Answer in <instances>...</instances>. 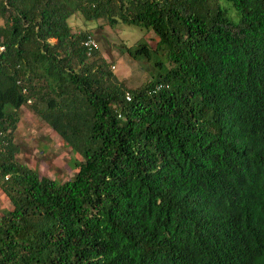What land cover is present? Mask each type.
<instances>
[{
    "label": "trees",
    "instance_id": "16d2710c",
    "mask_svg": "<svg viewBox=\"0 0 264 264\" xmlns=\"http://www.w3.org/2000/svg\"><path fill=\"white\" fill-rule=\"evenodd\" d=\"M78 12L151 30L125 48L149 79L118 81ZM0 44V264H264V0H0ZM24 104L73 176L13 158Z\"/></svg>",
    "mask_w": 264,
    "mask_h": 264
},
{
    "label": "rangeland",
    "instance_id": "374dc122",
    "mask_svg": "<svg viewBox=\"0 0 264 264\" xmlns=\"http://www.w3.org/2000/svg\"><path fill=\"white\" fill-rule=\"evenodd\" d=\"M69 23L72 28L88 31L94 37L109 70L126 88L138 87L149 79L153 72L150 62L132 58L125 48L135 46L140 40L153 47L156 36L151 30L119 21L111 26L104 18L86 19L80 12L71 16ZM18 118L12 137L17 147L13 158L39 176L56 182L73 176L76 169L72 162L80 159L78 152L72 151L29 104L19 108ZM10 208V199L0 189V214Z\"/></svg>",
    "mask_w": 264,
    "mask_h": 264
},
{
    "label": "built area",
    "instance_id": "2783aa9c",
    "mask_svg": "<svg viewBox=\"0 0 264 264\" xmlns=\"http://www.w3.org/2000/svg\"><path fill=\"white\" fill-rule=\"evenodd\" d=\"M83 44L85 45V46H87V47H90V46H94V47H96V43H95V41H94V39L92 38V37H88L84 42H83ZM3 50V46L0 44V51H2ZM127 97V96H126ZM128 98V97H127ZM5 177H7V176H5Z\"/></svg>",
    "mask_w": 264,
    "mask_h": 264
}]
</instances>
